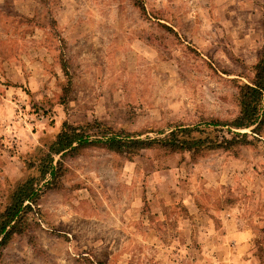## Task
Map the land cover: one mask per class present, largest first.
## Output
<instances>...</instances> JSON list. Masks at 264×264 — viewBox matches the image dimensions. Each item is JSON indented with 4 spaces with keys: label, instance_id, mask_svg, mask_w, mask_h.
<instances>
[{
    "label": "rangeland",
    "instance_id": "1",
    "mask_svg": "<svg viewBox=\"0 0 264 264\" xmlns=\"http://www.w3.org/2000/svg\"><path fill=\"white\" fill-rule=\"evenodd\" d=\"M263 49L264 0H0V210L65 124L202 145L55 156L0 264H264V130L228 125Z\"/></svg>",
    "mask_w": 264,
    "mask_h": 264
},
{
    "label": "trees",
    "instance_id": "2",
    "mask_svg": "<svg viewBox=\"0 0 264 264\" xmlns=\"http://www.w3.org/2000/svg\"><path fill=\"white\" fill-rule=\"evenodd\" d=\"M251 72L250 84L238 86L237 102L240 114L228 125L236 129L255 127L253 133L261 135L264 130V49ZM210 124L218 126L219 123ZM195 131L179 127L167 135L159 133L164 137L140 139L124 132H117L98 121L87 123L85 126L65 124L48 147V151L30 166L31 170L37 171V175L19 182L10 193L5 207L0 210V260L3 251L14 237L27 231L28 216L32 213L33 207L38 206L46 189L60 177L61 163L54 165L55 156L64 158L90 147L103 148L127 157L138 156L142 151L153 149L165 150L170 154L184 153L189 149L202 148L201 143L193 139ZM247 144V135L244 134L215 146L232 149Z\"/></svg>",
    "mask_w": 264,
    "mask_h": 264
}]
</instances>
